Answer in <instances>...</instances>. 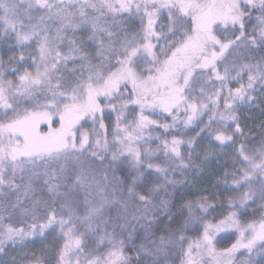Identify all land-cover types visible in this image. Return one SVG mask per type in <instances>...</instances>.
<instances>
[{
    "label": "snow or ice",
    "instance_id": "1",
    "mask_svg": "<svg viewBox=\"0 0 264 264\" xmlns=\"http://www.w3.org/2000/svg\"><path fill=\"white\" fill-rule=\"evenodd\" d=\"M0 264H264V0H0Z\"/></svg>",
    "mask_w": 264,
    "mask_h": 264
},
{
    "label": "rangeland",
    "instance_id": "2",
    "mask_svg": "<svg viewBox=\"0 0 264 264\" xmlns=\"http://www.w3.org/2000/svg\"><path fill=\"white\" fill-rule=\"evenodd\" d=\"M257 115H259V113H257ZM258 122V121H257ZM233 240L235 239V237L232 238ZM232 241H225V243H231Z\"/></svg>",
    "mask_w": 264,
    "mask_h": 264
}]
</instances>
